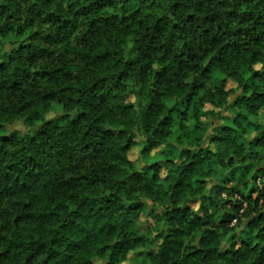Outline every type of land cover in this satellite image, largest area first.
Segmentation results:
<instances>
[{
    "label": "clouds",
    "instance_id": "obj_1",
    "mask_svg": "<svg viewBox=\"0 0 264 264\" xmlns=\"http://www.w3.org/2000/svg\"><path fill=\"white\" fill-rule=\"evenodd\" d=\"M34 2L37 0H29L28 6ZM150 3L152 0H111L99 11L91 8L83 14L81 9H89L95 0H54V7L44 9L23 33H18V28L28 18L24 6L10 19L9 14L0 17V29H4L0 33V63L9 64L6 72H0V83L5 89H11L19 79L12 75L18 68L35 72L47 66L53 74L43 82L28 79L11 95L0 91V136L7 135L13 125L21 128L15 143L4 145L0 141L4 148L0 152V177L9 172L10 165L16 166L9 173L12 179L0 183V191L20 185L26 189L13 190L0 199V264H44L51 250L60 253L54 258L59 264H83L80 252L69 248L79 242L80 235L65 227L70 221L79 224L81 220L85 221L81 227L94 234V239L101 236L96 225L103 220L106 242L112 245L125 239L131 243L137 234L146 237L142 247L131 248L136 252H155L151 258L135 257L136 264H264V223L247 227V221L257 215L253 205L239 210V220L219 225L223 214L232 211L231 205L224 206V200L241 203L239 196H229L228 190L241 187L247 192L244 185L252 183L251 175L257 168H264V142L250 143L264 134V95H260L264 93V79L253 77L254 72L264 73V0H215L211 6L199 8L194 0H155L148 8ZM173 4L178 6L173 8ZM48 11L76 20L79 27L51 46L50 62L30 66L10 59L15 56L12 50L20 48L21 43H40L28 37L39 31V21ZM213 13H219L222 34L246 27L247 35L241 39L238 52L232 50L231 36L217 41L205 39L217 33L215 27L205 33L204 27H186L184 23L190 15ZM92 20L96 23L90 30ZM43 27L48 29L49 23ZM55 27L59 28L58 24ZM225 44L231 56L221 63L220 49ZM164 69V77H158L157 73ZM117 81L120 86L113 87ZM226 82H235L236 86L229 89ZM189 93L195 100L187 98ZM238 97L243 99L233 104ZM205 100L216 101L220 111L201 114L200 105ZM223 116L230 118L225 120ZM232 118L236 123L231 122ZM224 123L231 128L228 133H217L227 139L213 148L216 155L212 159L216 163L206 160L202 164L204 153L200 149L207 147L203 138ZM108 130L120 135L106 136ZM133 133H137L141 143L129 144ZM149 138L159 147L150 146ZM132 148L141 154L139 161L129 160ZM34 156L44 163L35 166L33 177L28 178L29 169H24L20 161ZM154 160L171 161L164 175L157 172L155 180V169L144 175L140 167ZM192 160L197 163L192 165ZM190 165V172L195 170L200 179L209 181L207 185L191 179L185 171ZM244 165L249 166V171L241 176ZM233 168L239 171L230 176V183L223 184ZM138 170L144 179L133 189L129 177ZM182 173L185 183L173 193L170 189ZM212 183L223 184L225 192L216 195L209 191ZM70 188L74 190L71 196ZM81 193L87 195L81 198ZM205 196H212L216 203L203 199ZM147 198L157 211H171L179 199L186 203L196 201L183 223L176 225L188 232L181 244L168 234L173 225L162 213L159 219L153 213L152 224L141 228L137 223L127 234L120 230L126 222L127 205ZM258 207L264 211V199ZM197 214L211 217V223L193 231L187 220ZM51 224L56 225L55 230L48 227ZM61 224L64 227H59ZM113 224L118 226L110 231ZM161 231L169 240L166 260L160 255L164 236L154 239ZM197 249L204 252L185 259L188 251ZM89 250L95 252L94 248L85 249ZM131 255L132 251L125 254L107 249L98 260L94 254L90 258L96 259L97 264H130L127 257Z\"/></svg>",
    "mask_w": 264,
    "mask_h": 264
},
{
    "label": "trees",
    "instance_id": "obj_2",
    "mask_svg": "<svg viewBox=\"0 0 264 264\" xmlns=\"http://www.w3.org/2000/svg\"><path fill=\"white\" fill-rule=\"evenodd\" d=\"M111 0H95V4L89 5V9H81V13L87 14L89 11H91V8H95V11H99L103 7H105V3H110ZM215 0H194V3L197 8H199L202 5H209L211 6ZM226 0H219V3H225ZM54 0H37V2L31 3L30 6L29 0H3V2H0V17L5 16V14H9L8 18L10 19L12 15H15L17 11L21 9L22 6L25 7L27 13H28V18L25 20L24 25H21L18 28V33H23L25 31V28L28 26H31L34 23L35 19H38L42 14L44 9H47L50 6H53ZM155 3V0H152V3L148 4L147 7L151 8L152 4ZM38 4L41 5V7H38ZM178 4H173V8H176ZM137 12H139V9H137ZM63 19V23H59ZM163 19V17H161ZM244 18L241 17V22H243ZM40 23V29L39 31L32 33L31 36L28 37V39L32 40H39L40 43L37 44H24L21 43L20 48L18 49H13L12 52L15 53V56L10 57V59H16L20 61L21 63H27L30 66H34L36 64L41 63L42 61H48L50 62V58L52 57L53 53L51 51V46L55 45L56 43H59L62 39H65L67 35H70L72 32L76 31L77 28L79 27V24L77 23L76 20H69V19H64L61 15L58 14V12L54 11H48L47 15L44 16L43 20L39 21ZM45 23H49V28L45 29L43 25ZM96 23L95 20H92L89 22V29L91 30L92 25ZM158 23V21H157ZM186 27H190L191 25H195L196 27H204L205 33H210L212 31V28L215 27L217 33L212 35V36H206L205 39H211L212 41H217L220 39H225L228 36H231L234 38L232 41V50L237 51L241 47L240 41L243 38V36L247 35V30L246 27L238 28L235 32H229V33H220V29L222 27V22L219 20V13H213L212 15H203L201 16H194L190 15L186 18L184 21ZM58 24L59 28H56L55 26ZM7 28L8 26L5 25ZM135 27V26H134ZM175 27V26H173ZM66 29V31H64ZM182 31L184 29H181ZM4 29H0V33H2ZM63 32V34H62ZM87 35V33H85ZM228 52V45L225 44L224 48L220 49V59L221 63L227 62L229 57L231 56V53L228 52V55L225 56L224 53ZM182 55V53H181ZM99 59V57H97ZM219 59V57H218ZM133 62H129L128 67H132ZM9 68L8 63H0V72H6ZM59 71V69H57ZM167 72V69L161 70L160 72L157 73L158 77H164L165 73ZM13 76H18L19 79L15 80L13 84L10 86L11 89H5L4 84L0 83V91H8L9 95L15 92L16 89L20 88L22 83H27L28 79H35L39 80L41 82L45 81L48 76L51 77L53 75L52 73H49L47 66L44 68H41V70L32 72L28 68H18L15 73H12ZM121 75H127V73H122ZM253 77H261L264 79V73L261 72H254ZM224 83V81H222ZM228 83H225V87L231 89L233 87H228ZM234 87L236 86L235 82ZM238 83V82H237ZM43 86V84H41ZM119 81L116 82V84L113 85V87H119ZM247 88V85H245ZM260 95H264V93H260ZM189 100H195V97L192 96L191 93L188 94L187 97ZM243 99L242 97H238L235 100L232 101L233 104L237 103L238 100ZM231 107V106H229ZM220 109L217 106L216 101L214 100H205L201 105H200V113L201 114H207L209 112H219ZM225 112H227V109H225ZM83 115V113L81 114ZM181 115H184L181 113ZM240 114L237 113V116ZM230 117L228 116H223L222 119H229ZM77 120L80 119L78 116L76 118ZM232 123H236V119L232 118ZM212 123H217V121H213ZM15 126V125H13ZM192 127H195L193 125ZM231 128V125L228 123H224L222 125H218L216 128L213 129L212 132L209 133L208 137H204V144L207 145V147H202L200 149L201 152L204 153V157L201 158V163H206V160H211L212 164H215L216 161L212 159L213 156L216 155V153L213 151V148L218 145L222 144L227 137L223 135L217 134L219 133H228ZM21 131V129H18L17 127H12L9 129V132L7 135L0 136V141L3 142L4 145L8 144H13L16 142V138L18 133ZM39 134V133H38ZM106 136L109 135H120V133H112L111 130H108L104 133ZM27 135V133H26ZM235 139H233V142H235ZM142 141L140 140L139 136L137 133H133L132 137L129 138V144H139ZM261 142H264V134H261V136L257 137L254 141H251L253 145L260 144ZM150 146L154 147H159L158 142H153L150 138L148 141ZM86 148L88 147H93L92 145H85ZM127 147V145H126ZM61 148H63V145H61ZM61 149H57L59 152ZM93 150L95 151L96 149L93 147ZM131 150V149H130ZM129 150V152H130ZM4 148L0 146V152H3ZM140 154V153H139ZM7 155V153H5ZM87 155H91V153H87ZM141 155V154H140ZM198 155V153H197ZM79 158V157H78ZM129 158V154H128ZM59 159H65V156H60ZM233 158L229 156V160L231 161ZM130 161H133L129 158ZM140 160V158H139ZM138 160V161H139ZM20 163L23 165L24 169H29V171L26 173V177L32 178L33 173L35 171V166H38L40 164H43L44 161L42 158H37V157H29L27 161L21 160ZM171 163V161H166L163 163H160L158 160L151 161L147 163L146 165L141 164L140 167L144 171V175L147 174L149 169H155L153 171V179H157V172L163 176L164 172L167 170L168 165ZM197 162L195 160L191 161L192 165H195ZM33 166V167H30ZM9 172L4 173L3 177H0V183H6L8 180H11L12 177L9 174L12 169H14L16 166L15 165H10L9 166ZM191 165L186 166L185 171L189 172V175H191V179L196 182L199 185H207L209 181L205 179H200L198 177V174L195 170L190 172ZM22 171V170H21ZM239 169L233 168L232 173L229 174V176L224 177L223 184L230 183V176H233ZM249 171V166L244 165V171L240 173L241 176H244L247 172ZM132 176L129 177V179L133 182V189L134 186L139 184L141 180L144 179V175H142L141 171H136L132 172ZM17 180H20V177H17ZM251 181L252 183L244 185V187L247 188V192L243 190L241 187H233L232 189L228 190L229 196L231 195H236L239 196L241 203H233L232 200L230 199H225L224 200V206L227 207L231 205L232 211H227L223 214V217L219 219V225L220 226H226L231 224L232 222L239 220L240 215H239V210L241 208H245L247 204L253 205L252 210L257 212L256 216L251 217L247 221V227L252 229L256 225L264 223V211H259V204L262 199H264V168H257L256 172L251 175ZM185 183V178L183 173L181 174V178L176 182L175 185L172 186L170 191L175 193V189L177 187H180ZM223 184H217V183H212L211 189H208L209 191H214L216 195H220L225 192V188ZM13 190L15 191H25L24 185H20L19 187L15 189H9L7 187L4 188L3 191H0V199H2L5 195L10 194ZM73 189H68V195L71 196L73 194ZM257 193H259L257 195ZM87 194L86 193H81V198H84ZM196 196L200 198L199 192L196 193ZM203 199L208 200L212 204H215V200L213 199L212 196H205ZM195 200H192L190 202H184L183 199H179L177 201H174L176 203V207L172 208L171 211L161 209L157 211L156 208L152 206V202L150 198H147L143 201H134L133 203H130L126 207V222L123 223L121 227V231L125 232L127 234L128 231L131 230V228L135 227L137 223L141 225V228L145 224H152L155 221L153 220V213L156 214L157 219H159V216L163 215V217L167 218V221L173 225L172 228L168 230L169 235H173L175 237L174 242L176 244H181L182 239L188 235V232L185 230L183 227H176V225H180L183 223V221L186 219L188 214L191 212V207L192 204L195 203ZM27 207V205H25ZM83 207V206H82ZM121 208H124V205H120ZM202 205V209H203ZM147 208V213H144V209ZM103 211L102 209H100ZM115 211V210H114ZM74 215H80V213H74ZM215 215V214H213ZM144 217L145 220H142L141 217ZM21 217L17 216L16 220L20 221ZM87 219V217H85ZM85 223L84 220H81L79 224H75V221H70L65 224V227L74 233H78L80 235V240L79 242H73V244L69 245L70 249H73L76 252H80L81 259L83 260V264H97V260L99 257L105 253L107 249H114L115 252H124L127 254L129 251H134L131 247L135 245L137 248L142 247L143 241H145L147 238L144 237L143 235H135L133 237V241L129 243L128 240H120L117 241L115 245H112L108 242H106V236L107 234L104 231V228L101 227L103 224V220L100 221L96 225V227L100 230L101 236L97 237L94 239V234L90 232H85L84 229L81 227ZM187 223L190 227L191 230L195 231L196 229L202 227L203 225L211 223V217L208 218H202L199 214L196 216L191 217L190 219L187 220ZM118 225L113 224L110 226V231L115 230V228ZM48 227L52 228L53 230L56 229V225L51 224L48 225ZM59 227H64L63 224L59 225ZM137 232L140 231V229L136 230ZM243 231V230H242ZM264 231V229H262ZM234 235V233H233ZM259 235V233H257ZM159 236H164L165 243L161 247L164 249L160 253L162 257L167 259V254L169 251L168 244V236L164 235V232L161 231L158 236L154 239H159ZM204 237L201 236V240H203ZM154 242V241H153ZM53 243H56L55 239H53ZM241 243H246L245 241H241ZM95 249V252L92 253L90 250L85 251V249ZM208 251H211V249H208ZM229 252H231V249H228ZM136 252V251H135ZM155 252V249L152 251H149L147 253L143 252H137V256L135 257H140V256H145V258H151L153 257V253ZM198 252H204V249H197L196 252L188 251L185 259L188 257H192L196 255ZM95 255L97 257L96 259L90 258L91 255ZM115 254V253H114ZM226 253L221 252V255H225ZM60 255L55 250L50 251V255L48 257V261H44V264H49V261L51 264H59V261L54 259ZM131 264H136L135 258H133V263Z\"/></svg>",
    "mask_w": 264,
    "mask_h": 264
},
{
    "label": "rangeland",
    "instance_id": "obj_3",
    "mask_svg": "<svg viewBox=\"0 0 264 264\" xmlns=\"http://www.w3.org/2000/svg\"><path fill=\"white\" fill-rule=\"evenodd\" d=\"M228 87H234V83H232V82L228 83ZM13 127H16V126H13ZM18 129H21V128H18ZM129 158L131 160H137L138 161L140 158V154L135 148H132L129 152ZM141 219L145 220V218L143 216L141 217ZM135 256H137V252L132 251V255L127 257L130 264L133 263V258H135Z\"/></svg>",
    "mask_w": 264,
    "mask_h": 264
}]
</instances>
